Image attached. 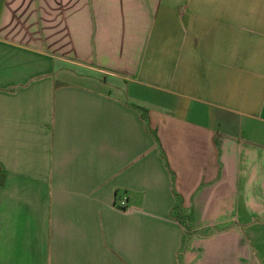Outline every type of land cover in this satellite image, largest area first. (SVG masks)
Listing matches in <instances>:
<instances>
[{"label":"crops","instance_id":"0c3cea01","mask_svg":"<svg viewBox=\"0 0 264 264\" xmlns=\"http://www.w3.org/2000/svg\"><path fill=\"white\" fill-rule=\"evenodd\" d=\"M0 264H264V0H0Z\"/></svg>","mask_w":264,"mask_h":264},{"label":"rangeland","instance_id":"374dc122","mask_svg":"<svg viewBox=\"0 0 264 264\" xmlns=\"http://www.w3.org/2000/svg\"><path fill=\"white\" fill-rule=\"evenodd\" d=\"M125 198L126 197H123L120 201L117 200L118 201L117 202V208L120 209V210H123V211H126L128 209V205H127L128 204V200L126 201L125 205L121 204V202H123ZM185 230L187 231V236H188L187 241H188V244H189V242L191 240V236L194 235L195 232L189 226L188 227L186 226Z\"/></svg>","mask_w":264,"mask_h":264},{"label":"built area","instance_id":"2783aa9c","mask_svg":"<svg viewBox=\"0 0 264 264\" xmlns=\"http://www.w3.org/2000/svg\"><path fill=\"white\" fill-rule=\"evenodd\" d=\"M126 201H127V198L124 199L123 202H121L122 205H125L126 204Z\"/></svg>","mask_w":264,"mask_h":264}]
</instances>
